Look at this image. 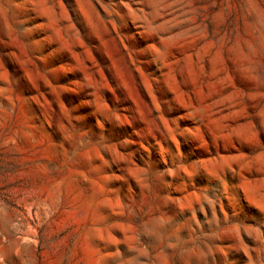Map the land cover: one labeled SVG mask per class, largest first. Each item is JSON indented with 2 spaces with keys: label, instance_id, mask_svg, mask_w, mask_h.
Instances as JSON below:
<instances>
[{
  "label": "rangeland",
  "instance_id": "374dc122",
  "mask_svg": "<svg viewBox=\"0 0 264 264\" xmlns=\"http://www.w3.org/2000/svg\"><path fill=\"white\" fill-rule=\"evenodd\" d=\"M0 264H264V0H0Z\"/></svg>",
  "mask_w": 264,
  "mask_h": 264
}]
</instances>
